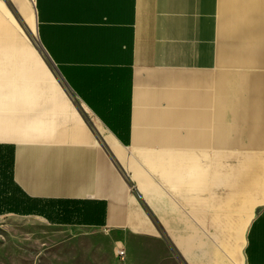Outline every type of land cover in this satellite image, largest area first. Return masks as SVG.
<instances>
[{
  "label": "crops",
  "instance_id": "crops-1",
  "mask_svg": "<svg viewBox=\"0 0 264 264\" xmlns=\"http://www.w3.org/2000/svg\"><path fill=\"white\" fill-rule=\"evenodd\" d=\"M1 185L124 264H264V0H0Z\"/></svg>",
  "mask_w": 264,
  "mask_h": 264
},
{
  "label": "rangeland",
  "instance_id": "rangeland-1",
  "mask_svg": "<svg viewBox=\"0 0 264 264\" xmlns=\"http://www.w3.org/2000/svg\"><path fill=\"white\" fill-rule=\"evenodd\" d=\"M40 213L0 214V264H124L115 232L50 220L68 217L66 211Z\"/></svg>",
  "mask_w": 264,
  "mask_h": 264
},
{
  "label": "trees",
  "instance_id": "trees-1",
  "mask_svg": "<svg viewBox=\"0 0 264 264\" xmlns=\"http://www.w3.org/2000/svg\"><path fill=\"white\" fill-rule=\"evenodd\" d=\"M9 182L12 183L13 180L9 177ZM3 202H5V206L0 208V214L7 212H14L19 214H31V213H40L41 211L38 209V204L36 200H32L31 198L24 196H16L10 198H2ZM41 214V213H40Z\"/></svg>",
  "mask_w": 264,
  "mask_h": 264
},
{
  "label": "built area",
  "instance_id": "built-area-1",
  "mask_svg": "<svg viewBox=\"0 0 264 264\" xmlns=\"http://www.w3.org/2000/svg\"><path fill=\"white\" fill-rule=\"evenodd\" d=\"M31 1H33V0H31ZM117 254H118L119 256H123V255H124V250H123V249H118V250H117Z\"/></svg>",
  "mask_w": 264,
  "mask_h": 264
}]
</instances>
